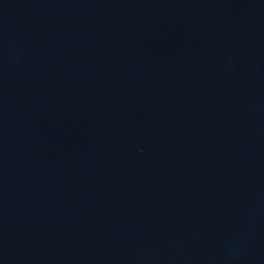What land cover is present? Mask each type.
I'll use <instances>...</instances> for the list:
<instances>
[{
    "label": "water",
    "instance_id": "95a60500",
    "mask_svg": "<svg viewBox=\"0 0 264 264\" xmlns=\"http://www.w3.org/2000/svg\"><path fill=\"white\" fill-rule=\"evenodd\" d=\"M0 264H264V0H0Z\"/></svg>",
    "mask_w": 264,
    "mask_h": 264
}]
</instances>
